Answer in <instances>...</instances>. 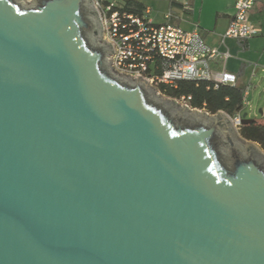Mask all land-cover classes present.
<instances>
[{"label": "water", "instance_id": "obj_1", "mask_svg": "<svg viewBox=\"0 0 264 264\" xmlns=\"http://www.w3.org/2000/svg\"><path fill=\"white\" fill-rule=\"evenodd\" d=\"M102 29L0 0V264H264V153L113 71Z\"/></svg>", "mask_w": 264, "mask_h": 264}, {"label": "built area", "instance_id": "obj_2", "mask_svg": "<svg viewBox=\"0 0 264 264\" xmlns=\"http://www.w3.org/2000/svg\"><path fill=\"white\" fill-rule=\"evenodd\" d=\"M92 1L103 27L101 38L113 46L114 52L109 54L110 66L116 73L132 78L140 74L158 94L161 93L160 86L176 87L179 80L207 81L213 88L236 83V74L225 68L230 57L228 50L207 44L196 28L189 30L170 23H154L145 13L122 9L117 0ZM255 1L235 0L234 12L222 41L226 38L247 39L259 32L248 17ZM215 63L218 67L213 66ZM247 95L245 89L243 108L247 105ZM171 98L179 105L195 108L189 103L190 95ZM241 116L242 110L230 116L236 130L241 125Z\"/></svg>", "mask_w": 264, "mask_h": 264}, {"label": "crops", "instance_id": "obj_3", "mask_svg": "<svg viewBox=\"0 0 264 264\" xmlns=\"http://www.w3.org/2000/svg\"><path fill=\"white\" fill-rule=\"evenodd\" d=\"M144 5L142 13L154 23H170L184 29H197L205 42L220 50H228L230 57L225 68L236 74V83L248 91L255 76L264 73V18H254V13H264V0H256L249 12V20L259 32L247 39L222 36L234 12L235 0H137ZM214 67H218L215 63ZM247 69L249 74L244 80ZM246 105V106H247ZM243 110V109H242ZM262 112V110H260ZM243 113V111H242ZM247 118H257L252 113Z\"/></svg>", "mask_w": 264, "mask_h": 264}, {"label": "trees", "instance_id": "obj_4", "mask_svg": "<svg viewBox=\"0 0 264 264\" xmlns=\"http://www.w3.org/2000/svg\"><path fill=\"white\" fill-rule=\"evenodd\" d=\"M122 9L142 14L144 5L137 0H117ZM161 93L168 97L190 95V105L195 108L205 109L214 114L224 111L230 116L235 115L243 108L242 95L244 86L221 84L217 88L207 81L179 80L176 87L160 86ZM239 135L249 141L257 143L264 151V116L261 119L252 118V121L241 124Z\"/></svg>", "mask_w": 264, "mask_h": 264}, {"label": "rangeland", "instance_id": "obj_5", "mask_svg": "<svg viewBox=\"0 0 264 264\" xmlns=\"http://www.w3.org/2000/svg\"><path fill=\"white\" fill-rule=\"evenodd\" d=\"M27 2H30V0H26ZM254 18H260L263 20L264 18V13L263 12H256L254 13ZM249 74V70L247 69L245 76L243 77L244 80L246 79L247 75ZM249 89V96H248V105L244 106L243 112L248 113V115L254 114L257 116L258 119H261L264 116V73L257 74L255 76V81L252 83ZM160 96L166 97V98H171L168 97L164 94L159 93ZM172 99V98H171ZM200 110V112H207L205 109L202 108H197ZM262 110V112H260ZM209 113V112H207ZM217 113V112H216ZM211 114V113H209ZM215 114V113H214ZM256 146L264 153V151L260 148V146L255 143Z\"/></svg>", "mask_w": 264, "mask_h": 264}, {"label": "bare ground", "instance_id": "obj_6", "mask_svg": "<svg viewBox=\"0 0 264 264\" xmlns=\"http://www.w3.org/2000/svg\"><path fill=\"white\" fill-rule=\"evenodd\" d=\"M256 146V145H255ZM258 148V147H257ZM260 150V149H259ZM261 151V150H260Z\"/></svg>", "mask_w": 264, "mask_h": 264}]
</instances>
